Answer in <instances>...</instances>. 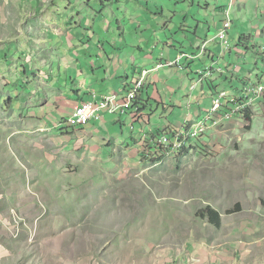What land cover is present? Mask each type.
<instances>
[{
	"label": "rangeland",
	"instance_id": "374dc122",
	"mask_svg": "<svg viewBox=\"0 0 264 264\" xmlns=\"http://www.w3.org/2000/svg\"><path fill=\"white\" fill-rule=\"evenodd\" d=\"M201 1L185 7L197 14ZM230 2L234 38L244 14L235 10L237 0L225 7ZM128 3L136 12L133 1ZM170 3L173 0H140L139 13L152 16L170 9ZM119 7L114 3L100 14L105 9L101 0H0V52L29 49L25 56L13 60L8 54L0 61L3 111L7 113L15 89L10 86L20 79L19 61L27 60L32 49H118L113 38L120 41L123 21L133 13ZM209 11L214 25L219 15ZM169 13L159 14L160 19L170 21ZM246 13L248 32L261 47L264 1L258 5L255 0ZM70 36L79 37L76 45ZM101 39L105 43L99 44ZM250 58L246 68L252 69L256 54ZM247 116L251 120L244 116L236 122L241 130L235 137L219 145L226 147L217 155L226 158L224 164L204 163L217 159L209 146H191L154 164L151 156L139 162L128 150L103 149L97 139L64 124L60 131L15 134L22 126L0 109V264H216V245L223 241L218 236L251 243L246 231L237 229L246 219L239 215L243 208L227 217L233 215L228 213L236 207L233 203L245 196L264 198V102H257ZM209 204L226 216L221 227L198 217ZM246 248L241 249L243 255ZM253 250L262 253L254 245Z\"/></svg>",
	"mask_w": 264,
	"mask_h": 264
},
{
	"label": "crops",
	"instance_id": "0c3cea01",
	"mask_svg": "<svg viewBox=\"0 0 264 264\" xmlns=\"http://www.w3.org/2000/svg\"><path fill=\"white\" fill-rule=\"evenodd\" d=\"M129 1H133L136 12L128 6ZM228 1L214 5L210 0L201 1L198 13L192 14L193 8L189 10L185 6L192 3L194 7L196 0H173L170 9L162 8L158 14L151 16L139 13L140 0H120L119 8L124 7L133 13L128 15L127 21H123L125 28L119 31L120 41L113 38L118 49H32L27 60L23 57L19 61L21 69L16 76L20 79L10 86L15 89L13 96H9L7 113L3 111L1 103L0 109L11 122L22 126L15 130V134L28 136L60 131L75 107L94 97L102 100L104 97L116 96L117 103L124 104L143 73L147 72L144 87L137 97L139 110L135 108L126 115H122L120 110L113 114L106 111L101 122L93 121L85 128L74 129L77 133L82 130L81 133L93 140L97 139L103 149L128 150L142 162V156L148 157V151L157 137L197 125L209 113L218 94L226 92L234 95L251 82H260L264 75V70L260 68V64L264 65V31L261 33L263 43L258 47L254 35L247 29L246 10L255 0H237L235 10L238 8L244 14V28L240 26L238 32L234 31L235 37V33L238 35L236 39L232 37L231 27L228 33L229 48L226 49L213 37L223 28L226 10H232V2L225 7ZM262 1L258 0V5ZM114 3H108L100 14H104L109 6L113 7ZM243 5L245 8H242ZM209 9L219 15L214 25L210 23ZM167 13L171 19L168 21L163 18L167 21L164 22L159 14ZM190 19L196 23L195 26L189 25ZM189 30L192 32L187 34ZM200 32H203L202 37L198 36ZM57 34L64 35L63 32ZM94 35L91 36L93 42L96 40ZM244 36L251 39L242 42ZM78 39V36H70L71 45H76ZM105 41L101 39L99 44ZM120 43L127 48L119 49ZM6 50L0 52V58L7 53ZM26 50L29 49H17L15 53L10 51L8 54L15 60L18 54L25 56L23 52ZM251 54L257 57V63H253L252 69L246 68L251 65ZM2 64L0 62V66ZM207 70L212 75L203 79L200 72ZM3 98H0V102ZM222 116L215 118V123H209L208 133L195 145L199 149L214 147L215 158L226 148L219 146L221 142L235 137V133L241 130L235 128L236 122L244 120L243 115L229 121ZM110 130L114 132L108 137L106 133ZM195 149L193 146L192 150ZM224 160L225 157H219L204 160V163L211 161L206 164L221 165L226 162ZM237 202H241L243 208L239 215H245L246 218L238 224L237 229L246 231V235L251 238L250 242L260 248L262 253L255 255L253 245L247 241L242 243L236 237L228 241L218 236L217 239L223 241L216 245L214 262L264 264V198L245 196ZM234 216L237 215L227 217ZM221 217L226 219L222 212ZM243 247H247L245 255L241 250Z\"/></svg>",
	"mask_w": 264,
	"mask_h": 264
},
{
	"label": "built area",
	"instance_id": "2783aa9c",
	"mask_svg": "<svg viewBox=\"0 0 264 264\" xmlns=\"http://www.w3.org/2000/svg\"><path fill=\"white\" fill-rule=\"evenodd\" d=\"M225 17L223 28L217 32L215 39L222 43L227 49L229 48L228 33L233 25L230 9L226 10ZM146 75L147 72H144L142 78L137 82L124 104L117 103L116 96L104 97L102 100H96L94 97L93 100L75 107L72 114L64 122V125L71 129H82L93 121L101 122L103 114L106 111L113 114L117 110H120L122 115L134 111L138 94L144 87ZM200 75L204 79L205 77H210L212 73L207 70L206 72H200ZM259 100L264 101V75H262L260 82H252L236 95L230 96L226 93L219 94L213 100L212 108L209 113L203 121L199 122L197 125L157 137L153 141L152 148L148 151V157L151 156L152 159L161 158L162 161L165 160V158L183 152L185 148L197 145L208 133L210 128L209 123H215V118L217 119L219 115H222L220 113L224 111L225 108L228 109L226 113L223 114L222 118L225 120L234 119L237 115L251 110Z\"/></svg>",
	"mask_w": 264,
	"mask_h": 264
},
{
	"label": "trees",
	"instance_id": "16d2710c",
	"mask_svg": "<svg viewBox=\"0 0 264 264\" xmlns=\"http://www.w3.org/2000/svg\"><path fill=\"white\" fill-rule=\"evenodd\" d=\"M113 1H110V0H108L107 1V3L105 2V1H103L102 0V4H103V7H107V5H108V3H112ZM116 3H119L120 2V0H117V1H115ZM249 39H251V37H242V42H244L245 40H249ZM249 50H252V49H249ZM8 55V53H5V54H3V56H2V58H0V61L5 57L6 59H7V56ZM252 83V82H251ZM250 83V84H251ZM246 87V86H245ZM241 91V90H240ZM221 93H226V92H221ZM220 93V94H221ZM239 93V92H238ZM238 93H236V94H238ZM227 94V93H226ZM236 94H234V95H236ZM219 95V94H218ZM217 95V96H218ZM228 95V94H227ZM216 96V97H217ZM231 96V95H230ZM261 100H259L258 102H260ZM261 102H264L263 100L261 101ZM135 108L136 109H140V107H139V105L138 104H136L135 105ZM228 108H225L224 109V111H221V113L220 114H224V113H226V110H227ZM245 113V115H243V116H245L248 120H251L250 119V117L249 116H247L248 115V111H246V112H244ZM243 113V114H244ZM182 154V153H181ZM180 154V155H181ZM150 157V156H149ZM149 157H147L146 158V155H143L142 156V158L146 161V160H148V158ZM149 161H151L152 163H154V164H158L160 161H161V158H155V159H150ZM242 211V207H241V205L240 204H237L236 205V207L234 208V209H232V210H230V211H228V213L229 214H233V213H237V212H241ZM198 214H199V218H201V219H208L209 221H210V223L212 224V225H214V226H217V227H221V225H222V217H221V214L215 209V208H213L211 205H208L207 207H205V208H202L201 210H199V212H198Z\"/></svg>",
	"mask_w": 264,
	"mask_h": 264
},
{
	"label": "clouds",
	"instance_id": "9594fccd",
	"mask_svg": "<svg viewBox=\"0 0 264 264\" xmlns=\"http://www.w3.org/2000/svg\"><path fill=\"white\" fill-rule=\"evenodd\" d=\"M249 111H250V110H249ZM240 115H244V114H240ZM237 116H239V115H237ZM237 116H236V117H237ZM183 152H184V151H183ZM181 153H182V152H181ZM181 153H179V154H181ZM160 162H161V161H160Z\"/></svg>",
	"mask_w": 264,
	"mask_h": 264
}]
</instances>
